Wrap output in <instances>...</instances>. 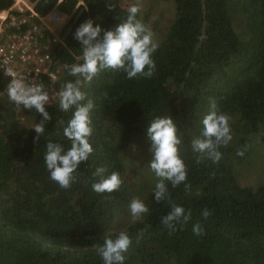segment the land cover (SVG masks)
Returning <instances> with one entry per match:
<instances>
[{
    "label": "trees",
    "instance_id": "trees-1",
    "mask_svg": "<svg viewBox=\"0 0 264 264\" xmlns=\"http://www.w3.org/2000/svg\"><path fill=\"white\" fill-rule=\"evenodd\" d=\"M27 1L37 17L53 10L69 16L62 36L70 30L61 43H52V34L43 30L59 87L74 79L63 65L81 62L72 35L76 27L87 18L113 27L137 2L86 0L87 11L81 6L78 14V0ZM140 2L137 18L148 25L151 9L141 8ZM170 2L173 18L157 43L151 78L128 79L122 70L101 69L83 88L93 103L94 151L70 187L49 179L43 152L48 139L69 145L60 122L66 123L71 113L61 112L57 101L46 105L52 119L37 137L31 128L40 115L0 95V264H103L95 247L119 231L132 240L126 264H264V182L251 186L241 180L251 162L264 157V0ZM13 3L0 0V12ZM41 82L48 85L46 77ZM3 84L0 79V90ZM210 100L230 117L233 136L216 163L198 160L190 145L202 131L200 119ZM165 115L175 120L182 138L178 149L187 177L176 187L169 183L168 199L157 203L145 128ZM97 167H104L105 174L118 172L120 189L92 191ZM133 197L148 207L139 219L128 210ZM172 204L191 211L189 221L175 231L161 223ZM205 208L207 219L201 217ZM197 222L203 229L199 235L192 231Z\"/></svg>",
    "mask_w": 264,
    "mask_h": 264
},
{
    "label": "clouds",
    "instance_id": "clouds-1",
    "mask_svg": "<svg viewBox=\"0 0 264 264\" xmlns=\"http://www.w3.org/2000/svg\"><path fill=\"white\" fill-rule=\"evenodd\" d=\"M81 6L87 11L86 0H78L77 9ZM108 7L111 11L112 6ZM139 10L137 0L128 7L126 18L113 27L103 28L94 19L87 18L72 34L79 44L80 55L77 60L81 62L63 65L66 74L74 79L65 80L55 93L59 110L71 113L66 123L60 122L62 135L69 141V145L48 139L43 152L49 179L61 188L66 189L76 181L77 169L94 151L90 142L93 131L90 113L93 103L86 99L83 88L93 81L101 69L122 70L128 79L138 75L151 78L155 71L153 54L158 44L152 29L137 18ZM4 75L9 78L5 84L8 100L18 108L22 106L23 110L38 113L41 118L31 129L37 137L44 134L46 122L52 119L46 109L51 97L44 83L28 81L11 67L4 69ZM48 75L50 79H56L54 74ZM229 120L227 114L218 110L215 101L210 100L208 111L200 119L202 131L190 141L191 150L198 154V160L205 158L216 163L222 158L220 149L228 146L233 139ZM145 136L151 153L147 167L155 178L152 197L159 203L168 199L169 183L176 187L186 181V166L178 149L182 138L171 115L157 116L149 121ZM132 148L135 151V145ZM237 155H243V152L238 151ZM105 173L104 167H97L93 173L98 179L92 183L91 188L97 194L112 193L121 187L122 180L118 172ZM184 187L187 190L188 185L184 184ZM128 210L133 219H139L148 212V207L143 200L133 197L128 203ZM209 215L207 208L201 211L202 218L207 219ZM190 218V210L182 205L172 204L167 214L161 218V223L175 231L178 225L186 224ZM192 231L197 235L201 234V224H193ZM131 244L132 240L126 231L105 235L103 242L95 247L96 255L103 264H126Z\"/></svg>",
    "mask_w": 264,
    "mask_h": 264
},
{
    "label": "built area",
    "instance_id": "built-area-1",
    "mask_svg": "<svg viewBox=\"0 0 264 264\" xmlns=\"http://www.w3.org/2000/svg\"><path fill=\"white\" fill-rule=\"evenodd\" d=\"M48 14L51 20L59 17L57 12L51 11ZM39 18L32 8L0 18V79L4 83L0 95L7 97L5 84L9 78L4 75V69L11 67L28 81L41 82L42 78L46 77L48 85L45 89L50 94L49 105H51L56 101L55 93L59 89L58 76L57 70L53 67V61H51L49 42L42 41L44 28H41L35 21ZM23 25H26V28L22 29ZM10 28H14L15 31L2 34V30ZM51 41L52 43L62 42L54 37ZM49 73L54 74L56 79H50Z\"/></svg>",
    "mask_w": 264,
    "mask_h": 264
},
{
    "label": "rangeland",
    "instance_id": "rangeland-1",
    "mask_svg": "<svg viewBox=\"0 0 264 264\" xmlns=\"http://www.w3.org/2000/svg\"><path fill=\"white\" fill-rule=\"evenodd\" d=\"M140 4L141 8L147 10L149 7L151 9L148 17V25L152 29L154 38L158 43L162 39L166 27L169 25L170 21L173 18L172 4L170 0H158V2H150L148 0L146 2V0H141ZM28 8H31V5L27 0H14L13 5L11 6V9H14L13 11L18 13H22L25 10H28ZM53 12L57 11L53 10ZM68 19L69 16L59 15L56 20H51L49 14H47L43 17H40L37 21L41 28L47 29L52 34L54 39H56L57 41H62V37L64 36H62V31L63 28L65 29V25ZM22 118L24 117H21L20 119ZM252 137L255 138V142L258 141L257 137ZM135 170L138 173L144 175V170H140L138 168H135ZM131 179L137 180V177L135 175H132ZM241 180L244 184H249L251 186H255L258 183L264 182V157L262 159H258L256 162L252 161L250 164V168L244 170Z\"/></svg>",
    "mask_w": 264,
    "mask_h": 264
},
{
    "label": "crops",
    "instance_id": "crops-1",
    "mask_svg": "<svg viewBox=\"0 0 264 264\" xmlns=\"http://www.w3.org/2000/svg\"><path fill=\"white\" fill-rule=\"evenodd\" d=\"M13 10L14 9H11V8H9V9H7V10H4V11H1L0 12V18H3L5 15H11V14H14L15 12H13ZM1 32H3L2 34H5V33H7L8 32V29L7 30H2Z\"/></svg>",
    "mask_w": 264,
    "mask_h": 264
},
{
    "label": "water",
    "instance_id": "water-1",
    "mask_svg": "<svg viewBox=\"0 0 264 264\" xmlns=\"http://www.w3.org/2000/svg\"><path fill=\"white\" fill-rule=\"evenodd\" d=\"M80 12H81V8L79 9L78 14H79ZM78 14H77V15H78ZM75 18H76V17H75ZM69 30H70V27H68V28L66 29L64 36H66V35L68 34Z\"/></svg>",
    "mask_w": 264,
    "mask_h": 264
}]
</instances>
